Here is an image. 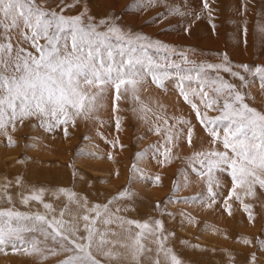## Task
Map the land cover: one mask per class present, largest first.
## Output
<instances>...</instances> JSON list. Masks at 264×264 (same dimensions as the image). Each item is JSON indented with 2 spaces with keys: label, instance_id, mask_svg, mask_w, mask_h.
Masks as SVG:
<instances>
[{
  "label": "snow or ice",
  "instance_id": "1",
  "mask_svg": "<svg viewBox=\"0 0 264 264\" xmlns=\"http://www.w3.org/2000/svg\"><path fill=\"white\" fill-rule=\"evenodd\" d=\"M202 2L211 14L209 0ZM151 4L152 0H134L131 6L144 8ZM242 7L247 10V0ZM74 9L79 11L73 14L70 10ZM150 51L165 55L154 56ZM170 53H178L179 59H172ZM190 63L194 66H183ZM235 67L226 54L221 64L196 65L182 50L126 31L115 16L97 20L91 15L87 0H0V136L9 147L15 146L12 134L29 126L46 133L59 129L68 138L69 128H75L77 121L102 123L99 112L106 94L113 89L116 100L130 98L139 105L141 113L151 112L155 116L157 123L151 131L163 134V142L153 147V159L159 165L170 164L178 158L173 156V149L179 147L181 140L192 148L194 138H200L196 125L189 119L167 116L165 106L158 102L156 108L160 111H156L151 98L142 99L140 93L151 85L164 89V81L176 77L179 95L195 113L211 147L194 150L188 169L181 171V179L176 182L178 195L182 188L189 186L194 175L205 183L206 192L169 202L197 204L212 211L222 204L223 211L231 216V202L238 201L248 220L254 222V206L245 203L244 197L255 198L257 188L264 190V108L250 103L255 97L249 89L258 79L264 94V66L253 69L240 65L242 72ZM221 72L229 73L239 84L225 80ZM186 82H189L187 86ZM116 127L119 130V120ZM141 158L138 153L137 159ZM107 159L113 157L109 155ZM132 171L140 173L144 180L153 179L144 175L136 164ZM224 176L231 180L226 196L218 191L224 186ZM160 181L161 177L155 176L153 182ZM16 183H21L19 178ZM9 186L4 185L2 198L11 203L12 197L7 194ZM238 190L243 192V197ZM60 191L71 203L84 209L79 217L84 221V235L78 234L77 217L73 216L72 221L62 219L63 211L60 219H49L45 214L0 209V253L7 254L6 248L10 246L14 253L43 259L64 254L59 264H162L161 257L164 264H182L166 246L168 235L162 221L140 222L117 215L125 209L111 211L109 205L115 199L129 198V191L108 204L92 207L88 206L86 197ZM42 194L43 190L32 192L23 196L22 202H42ZM44 208L51 210L52 205L44 203ZM165 213L173 215L166 210ZM182 215L188 223L195 221L191 213ZM97 221L116 227H106L101 232ZM117 229L126 233L124 241L108 239L118 235ZM29 233H39L43 240L29 239L26 235ZM241 242L253 243L250 239ZM150 243L157 245L155 250ZM108 244L112 247L105 248ZM256 247L264 252V240ZM249 264H258L255 253Z\"/></svg>",
  "mask_w": 264,
  "mask_h": 264
},
{
  "label": "rangeland",
  "instance_id": "2",
  "mask_svg": "<svg viewBox=\"0 0 264 264\" xmlns=\"http://www.w3.org/2000/svg\"><path fill=\"white\" fill-rule=\"evenodd\" d=\"M133 2L134 0H87V7L97 20L115 16L117 23L126 31L158 39L170 48L182 50L188 60L196 65L221 64L223 55L226 54L231 64L236 66L235 70L241 72L242 70L238 67L240 65L246 64L253 69L257 66H264V30H262L264 29V0H247V10L242 7L245 0H209L211 14L203 8L202 0H160V2L152 0V4L144 8L131 6ZM70 11L75 14L79 9ZM161 16L165 18L161 20ZM197 16L199 18H196ZM150 54L165 55L163 52L156 54L152 51ZM170 55L174 60L179 59L178 53H170ZM183 66L192 67L194 65L190 63ZM220 75L231 83L239 84V81L227 72H221ZM248 78L256 79L250 76ZM177 82L176 77H170L164 81V89L151 85L140 93L142 99L151 98L150 103L155 105L153 107L156 111H160L156 108V102H158L165 106L167 116L191 120L196 125V132L203 137L194 138L192 148L181 140L179 147L173 149V156H178V158L172 163L159 165L153 159V147L163 142V134L157 135L151 131L157 123L155 116L151 112L141 113L139 105L130 98L116 100L114 90L110 89L103 101V108L99 112L102 123L92 120L77 121L75 128H69L68 138H65L59 129L55 133H46L42 129L29 126L12 134L16 141L15 146L9 147L6 139L0 136V183L8 182L10 186L7 194L12 197L9 203L2 198L4 192L1 191L0 209L14 208L30 214L29 207L18 199L17 190H21L22 193L27 191L29 195L32 192L38 193L40 190L48 189L49 194L45 203L50 201L49 204L51 203L54 209L44 214L49 219L55 215L58 218V213L60 214L67 205L66 210L63 211L65 213L63 219L72 221L73 216H76L80 226L78 234L84 235L83 220L79 219L84 209L70 201L66 203V196L63 201L64 195L60 190L75 192L80 198L86 197L89 207L96 204H108L109 201L127 190L131 193L130 197L115 199V202L109 205L111 211L115 212L116 208L125 209L117 215L140 222L162 221L165 234L169 239L166 246L168 244L173 247L182 264L184 262L223 264V261L218 258L219 251L222 249H227L229 252L236 251V257L233 260L236 264H247L249 259H241L237 255L242 247L249 250V257L255 253L258 264L262 263L261 253L264 254V252H260L256 245L260 240H264V190L257 188L255 198L244 197L245 203H251L254 206L253 212L256 216L254 222L248 220L247 214L242 210L238 201L231 202L233 204L231 216L223 211L222 204L217 206V210L212 211L197 204L169 202L174 198L179 200L206 192L205 183L194 175L190 177L189 186L182 188L178 195L176 182L181 179V171L188 169L189 158L193 151L211 147L207 143L208 137L196 120L195 113L179 95ZM188 83L186 82V86ZM191 83L195 86V81ZM241 91L244 89L241 88ZM249 91L251 96L255 97L254 101L250 100V103L257 108H264V94L259 89L258 79L250 85ZM170 101H174V104ZM169 103L176 105V107L173 106L176 109L172 106L166 108L170 106L167 105ZM180 104L182 109L178 112L179 115L177 109L180 108ZM134 108L136 111L133 110ZM168 108H173L174 113ZM142 116L145 118L142 119ZM117 120L120 122L119 130L116 127ZM120 145H123L122 149ZM88 153L94 155L89 156ZM138 153L141 154V159H137ZM109 155L113 159H107ZM114 159L117 162L114 163ZM134 164L144 175L153 179L144 180L140 173L134 174L132 171ZM157 175L161 177V181L154 183L153 180ZM18 178L21 181L19 184L16 183ZM222 184L224 186L218 191L226 196L231 187L230 178L224 176ZM238 192L243 197V192L241 190ZM57 193L60 198L57 197ZM56 201L59 202L55 203ZM31 202L29 201L30 204ZM59 208L62 209L59 210ZM165 210L173 215H167ZM212 212L215 213V219H217H214L217 221L215 225L221 223L224 230L221 232L224 236L219 235L220 240L211 235L205 227L208 220L212 222L208 217ZM182 213H191L195 217L194 222L197 227L185 222ZM213 216L214 214L210 215V217ZM98 222L97 226L101 232L106 227L114 229L116 227ZM117 231V236H109L108 239L124 241L126 233L119 229ZM172 233L174 235H171ZM26 235L29 239L43 240L39 233ZM243 239L252 240V245L243 244L241 242ZM48 243L52 244L50 240ZM151 244L149 246L155 250L157 245ZM111 247L110 244L105 245V248ZM6 253H0V264H59L64 255L48 256L47 259H43L23 253H14L10 246L6 248ZM152 254L155 256V251Z\"/></svg>",
  "mask_w": 264,
  "mask_h": 264
},
{
  "label": "bare ground",
  "instance_id": "3",
  "mask_svg": "<svg viewBox=\"0 0 264 264\" xmlns=\"http://www.w3.org/2000/svg\"><path fill=\"white\" fill-rule=\"evenodd\" d=\"M171 102V101H170ZM174 101H172L171 103H173ZM171 103H169V104H167V105H170V106H166V108L167 107H176V105H173V104H171ZM178 104V103H177ZM154 105V104H153ZM155 106V105H154ZM181 104L179 105V107L180 108H178L177 109V114H179L180 115V113H178V112H180L181 111ZM173 107V108H174ZM168 108V109H169ZM173 108H171V109H169V111L170 110H172ZM174 109H176V108H174ZM183 109H185V108H183ZM187 111H188V109H186ZM183 111V110H182ZM172 113H174L173 112V110L171 111ZM176 113V112H175ZM184 113V112H183ZM183 115V114H182ZM183 118V117H182ZM199 136H200V133H199ZM201 138H203L202 137V135L200 136ZM199 143H200V140H199ZM201 144V143H200ZM60 149V148H59ZM192 150V149H191ZM51 156V155H50ZM118 156H120V155H118ZM117 156V157H118ZM122 160V159H121ZM115 159L113 160V162L115 163ZM117 162V161H116ZM124 163H125V161H124ZM17 164V163H16ZM19 166V165H18ZM17 166V167H18ZM23 166V165H22ZM116 166V165H115ZM19 167H21V166H19ZM117 167V166H116ZM16 168V167H15ZM118 168V167H117ZM14 169V168H13ZM123 169V168H122ZM124 169H125V167H124ZM20 170V169H19ZM28 173V172H27ZM5 181V180H4ZM8 181V180H7ZM5 184H8V182H3V183H0V192L2 191V192H4L5 191V189H4V185ZM11 184V183H10ZM14 184V183H13ZM12 184V185H13ZM14 185H16V184H14ZM27 185V184H26ZM17 187V186H16ZM9 188V187H8ZM7 188V189H8ZM26 188V187H25ZM21 189V188H20ZM23 190V189H22ZM48 190V189H47ZM46 189L44 190L43 189V194H42V202H37V201H32L31 203L32 204H30V203H28V204H25V205H27L28 207V209H30V214H34V213H40V214H44L46 211H51V210H48V209H45L44 208V203H45V200H46V197L48 196V194H49V191H47ZM50 190V189H49ZM16 191V190H15ZM51 191V190H50ZM1 192V193H2ZM53 192V191H52ZM51 192V193H52ZM59 192V191H58ZM61 192V191H60ZM39 193V192H38ZM51 193H50V195H51ZM55 193V192H54ZM53 194V193H52ZM58 194V193H57ZM56 194V195H57ZM16 195V194H15ZM17 195H18V199H20L21 200V202H22V198H23V196H26L27 195V191L26 192H24V193H22V191L21 190H17ZM63 195V194H62ZM53 197V196H52ZM57 197L58 198H60V196H59V194L57 195ZM56 197V198H57ZM64 197L65 196H63V201H64ZM54 198H55V196H54ZM54 198H52L53 200H54ZM66 199V198H65ZM67 200V202L66 203H68V198L66 199ZM49 201V200H48ZM55 201V200H54ZM50 202V201H49ZM49 202H48V204H49ZM57 202H59V201H56L55 203H57ZM70 203V202H69ZM51 204V203H50ZM53 204V203H52ZM55 205V204H54ZM56 206V205H55ZM71 206V205H70ZM52 208H53V205H52ZM56 208V207H55ZM54 209V208H53ZM60 209H62V208H59V210ZM56 210V209H55ZM58 210V211H59ZM64 210H66L65 209V207H64ZM63 210V211H64ZM57 211V212H58ZM74 212V211H73ZM181 212V211H180ZM71 213V212H70ZM72 214V213H71ZM80 214V213H79ZM214 214V216L213 217H210V215H213ZM53 215H54V213H53ZM58 215H59V217H58V219H60L61 217H60V214L58 213ZM181 215V214H180ZM205 215V214H204ZM208 217H209V219H211L212 220V222L211 221H209L208 220V223L205 225V227H206V229H207V231L211 234V235H213V236H215V237H218V239L220 240L221 238L219 237V235L220 236H224V234H221V232H223L224 230L222 229V224L221 223H219V225H215L216 224V222L217 221H215V220H217V219H215V213H213L212 212V214H210ZM78 216V215H77ZM80 216V215H79ZM55 217H56V215H55ZM179 217H181V216H179ZM217 218V217H216ZM63 219V218H62ZM215 219V220H214ZM180 220H182V219H180ZM80 221V220H79ZM207 221V220H206ZM215 221V222H214ZM98 222V221H97ZM185 222H187V221H185ZM99 223V222H98ZM188 223V222H187ZM83 224H84V221H83ZM188 224H193V227H197V225H196V222H192V223H188ZM182 226V225H181ZM83 227V226H82ZM230 228V227H229ZM256 228V227H255ZM205 229V228H204ZM207 232V233H208ZM210 236V235H209ZM223 238V237H222ZM216 240V239H215ZM236 240V239H235ZM218 242V241H217ZM222 242H224V243H226V241H223L222 240ZM228 242V241H227ZM167 243H169V239L167 240ZM228 243H231V242H228ZM151 244V243H150ZM174 244V246L176 247V245H175V242L173 243ZM172 244V245H173ZM220 244V243H219ZM152 245V244H151ZM167 247H169V248H171L172 249V251L175 253V251L173 250V247L171 246V245H168L167 244ZM223 247H225L224 246V244H223ZM238 249H240V247L238 248ZM239 251V250H238ZM236 251H231V252H229L227 249H222V251H219V255H218V258H220L222 261H223V264H236L233 260L235 259V257H236V253H235ZM221 253V254H220ZM248 253H249V250H247V249H245V248H241L240 249V252L237 254L238 255V257L239 258H241V259H250V257H249V255H248ZM176 254V253H175ZM153 255V254H152ZM197 255V254H196ZM154 256V255H153ZM195 257H201V256H195ZM261 257H262V263H260V264H264V254H262L261 253ZM202 258V257H201ZM163 258L161 257V261H162V264H164V262H163V260H162ZM197 259V258H196ZM184 264H188V263H185L184 262ZM247 264H249V262L247 263Z\"/></svg>",
  "mask_w": 264,
  "mask_h": 264
}]
</instances>
